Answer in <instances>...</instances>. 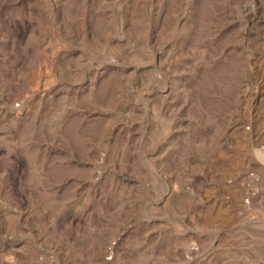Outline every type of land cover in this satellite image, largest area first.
I'll return each mask as SVG.
<instances>
[{"label":"rangeland","instance_id":"1","mask_svg":"<svg viewBox=\"0 0 264 264\" xmlns=\"http://www.w3.org/2000/svg\"><path fill=\"white\" fill-rule=\"evenodd\" d=\"M0 264H264V0H0Z\"/></svg>","mask_w":264,"mask_h":264},{"label":"bare ground","instance_id":"2","mask_svg":"<svg viewBox=\"0 0 264 264\" xmlns=\"http://www.w3.org/2000/svg\"><path fill=\"white\" fill-rule=\"evenodd\" d=\"M228 217V216H227Z\"/></svg>","mask_w":264,"mask_h":264}]
</instances>
